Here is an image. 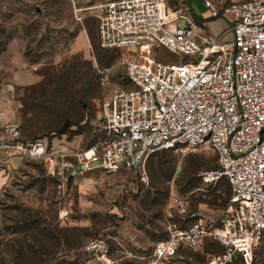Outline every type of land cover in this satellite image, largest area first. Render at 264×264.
<instances>
[{"label":"built area","instance_id":"obj_1","mask_svg":"<svg viewBox=\"0 0 264 264\" xmlns=\"http://www.w3.org/2000/svg\"><path fill=\"white\" fill-rule=\"evenodd\" d=\"M202 3L208 19L229 23V41L213 36L205 22L196 23L186 0H110L89 9L98 22L99 47L118 55L129 83L105 96L102 136L84 151L54 153L47 138H26L17 113L23 105L13 110L12 99L0 95V174L6 179L24 161L41 163L58 179L78 169H125L145 177L157 152L203 146L214 151L217 167L198 178L229 182L237 219L223 229H210L220 219L206 215L182 227L169 224L144 264H233L240 257L248 264L264 233V0ZM180 18L188 21L185 28ZM156 47L179 59H153ZM171 204L187 212L182 198H171ZM208 242L221 252L197 261L194 255ZM84 250L104 258L99 240Z\"/></svg>","mask_w":264,"mask_h":264},{"label":"rangeland","instance_id":"obj_2","mask_svg":"<svg viewBox=\"0 0 264 264\" xmlns=\"http://www.w3.org/2000/svg\"><path fill=\"white\" fill-rule=\"evenodd\" d=\"M107 1L0 0V95L12 99L13 110L23 105L17 113L24 135L47 138L54 153L95 143L105 96L129 83L118 55L99 47L98 22L89 11ZM203 10V3H192L196 19ZM179 24L185 28L188 21ZM152 58L170 63L179 55L156 47ZM24 65L38 68V82L16 81L30 72ZM216 167L207 146L157 152L145 177L78 169L58 179L41 163L24 161L9 179L0 174V264H144L169 224L182 227L206 215L220 219L210 229L226 228L237 219L231 185L198 178ZM173 197L186 201L185 214L174 209ZM94 240L103 243V259L84 250ZM220 251L207 243L194 257L205 262ZM239 259L234 264H246ZM247 260L264 264V233Z\"/></svg>","mask_w":264,"mask_h":264},{"label":"crops","instance_id":"obj_3","mask_svg":"<svg viewBox=\"0 0 264 264\" xmlns=\"http://www.w3.org/2000/svg\"><path fill=\"white\" fill-rule=\"evenodd\" d=\"M248 1L249 0H227V2L230 3H245ZM186 2L190 6V14L193 20L198 24H202L203 22H205L206 28L213 36L218 38L227 37L229 35L231 36V34L229 33L228 22L225 19H215V20L208 19L209 13L205 8L202 14L200 15L201 18L196 19V16L193 15L192 3H200V2L202 3V0H186ZM16 81L20 84H34L38 82V79L36 77V73L23 71L22 74H19L17 76Z\"/></svg>","mask_w":264,"mask_h":264},{"label":"trees","instance_id":"obj_4","mask_svg":"<svg viewBox=\"0 0 264 264\" xmlns=\"http://www.w3.org/2000/svg\"><path fill=\"white\" fill-rule=\"evenodd\" d=\"M111 53H113V52H111ZM116 55H117V54H116ZM24 136H25V135H24ZM25 137H26V136H25ZM26 138H27V137H26ZM28 139H31V138H28ZM208 243H210V244L213 245L214 247H217L218 249L221 250V248H219L218 246H216V245L213 244L212 242H208ZM206 246H207V245H206ZM205 248H206V247H205ZM220 252H221V251H220ZM220 252H219V253H220ZM239 260H240V259L238 258L237 260L234 261V263H235V262H238ZM234 263H233V264H234Z\"/></svg>","mask_w":264,"mask_h":264}]
</instances>
